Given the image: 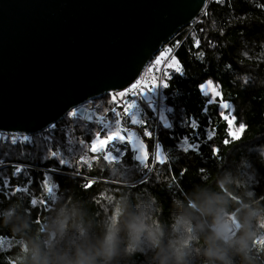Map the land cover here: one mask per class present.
Segmentation results:
<instances>
[{"label":"trees","instance_id":"1","mask_svg":"<svg viewBox=\"0 0 264 264\" xmlns=\"http://www.w3.org/2000/svg\"><path fill=\"white\" fill-rule=\"evenodd\" d=\"M177 40L180 46L174 48L172 54L183 65L185 76L174 75L171 87L161 89V92L168 97L166 103L175 108L174 113L168 114L174 123L181 115H193L200 121L199 154L181 152L179 159H173L172 163L155 162L145 179H141L143 174L138 173L130 179H117L115 185L107 180L105 169L92 166L105 159L103 153H95L96 162L89 163V167H86L87 161L73 156V169L60 166L58 162L50 161L52 157L35 151L30 145L32 141L13 144L12 137L1 136L0 264H26L29 242L32 239L43 240L46 236L49 239V233L45 231L49 211L43 202L50 198L42 188V169H58V173H52L55 183L59 182V187L55 188L57 202L68 205L73 222L84 225L91 238L100 236L110 223L108 200L104 203L102 195L98 194L99 190H107L110 185L125 192L127 207L152 202L155 225L161 230L162 237L168 240L177 225V213L185 205L191 207L194 198L225 197L223 214H234L240 224L244 223L246 206L264 208V156L258 149L264 143V0H208L200 17L181 29L166 45ZM196 41L199 48L195 47ZM207 79L220 85L223 99L233 106L231 114L246 125L240 137L227 146L222 140L229 128L226 129L215 104L209 106L208 115L212 119L207 124V131L213 136L206 140V117L201 108L208 97L198 92L195 86ZM97 102L113 105L105 95H100ZM145 112L148 123L141 126L153 132L151 139L146 138L148 149L152 152L159 140L165 155L169 156L170 146L176 140L169 138V131L160 126L151 111L145 109ZM64 116L55 123L57 128L42 131L59 139L56 146L59 150L67 142L64 130L58 133L60 123L69 121ZM78 117L71 125L79 130L76 132L80 139L89 144L98 127L94 123H85L79 113ZM190 132V129L175 128L177 134ZM196 142L190 136L189 143ZM213 146L219 148L218 156L211 155ZM121 150V164L137 163L126 144L121 145ZM80 154L85 156L83 152ZM176 155L173 151L172 157ZM16 163L23 164L19 172L15 171ZM181 169L187 171L181 174ZM221 180L226 182L218 183ZM125 182L133 183L128 185ZM249 192L251 196L247 195ZM194 216L206 222V218L195 210ZM194 243L195 250L201 249L202 242L197 236ZM113 261L116 264H159L157 250L128 251L123 244L119 245ZM232 264H242L241 258L233 255ZM247 264H264V239L258 240L253 235Z\"/></svg>","mask_w":264,"mask_h":264},{"label":"water","instance_id":"2","mask_svg":"<svg viewBox=\"0 0 264 264\" xmlns=\"http://www.w3.org/2000/svg\"><path fill=\"white\" fill-rule=\"evenodd\" d=\"M207 2L0 0V131L40 132L121 90Z\"/></svg>","mask_w":264,"mask_h":264},{"label":"snow or ice","instance_id":"3","mask_svg":"<svg viewBox=\"0 0 264 264\" xmlns=\"http://www.w3.org/2000/svg\"><path fill=\"white\" fill-rule=\"evenodd\" d=\"M205 15H207L206 12ZM179 46L180 42L178 40L167 46H162L161 50L158 51V54L155 55L154 59L150 58L148 60V63L145 66V71L153 73L151 79H145L143 74H138L121 90L110 91L108 93L109 103L113 104L114 107L109 109V111H111L116 117L114 121L115 127H113L110 122H105L103 119H100L97 123L100 124L101 130L104 132L103 137L101 136V132L97 131L90 140V148L85 144L84 140H80L79 149L71 140H69L64 148L67 156L72 157L77 151L82 152L85 150L90 151V153H103L106 146L109 145L115 148L117 153L123 155L120 149L116 148L115 145L117 143H124L127 146H130L131 152L133 153L132 159L136 161L138 165L144 166L145 164H149L151 162V156L144 140L135 131L122 126L120 118L121 111L117 110L121 109L123 111V114L127 117V120L131 125L140 126L148 123V117L144 110L145 108L151 111L152 116L159 121V124L163 129L169 131V138L176 140V143L170 146L169 156L165 155L162 143L159 140L156 141L154 145L155 157L157 155L159 156V159L156 160L157 163H172L173 159H179V153L181 152L188 153L192 151L199 154L201 149L200 133L198 131L201 127L200 121L193 115H188L186 117L181 115L179 121L174 123L173 120L169 119L168 114L174 113L175 108L166 103L168 97L161 92V89H169L171 87L170 82L173 80L174 75L181 78L185 76L183 65L177 57L172 54L173 49L178 48ZM195 47L199 48L198 41L195 42ZM229 67H231V65H229ZM195 87L204 97H208L204 106L201 108V113L206 117V140H210L212 139L213 133L207 131V124H210L212 119L211 116L208 115L209 106L214 104L217 105L218 115L225 121L226 129L232 127L236 121V117L234 115L230 116L226 114V110H231L233 106L231 103L223 99L222 91L218 90L220 85L217 84L214 86L212 79H207L204 82L198 83ZM81 111L86 112L87 108H84L83 106L81 108H71L66 111V116L69 120L77 119L79 118L78 113ZM88 119L91 120V117H88ZM49 127L54 129L56 126L55 124H52ZM176 127L190 129L191 132L188 134H177L175 133ZM238 129H241L239 134H237L236 131H226V138L222 140V143L225 146L237 140L246 129V125L244 123H239ZM142 135L143 137L151 139L153 137V132L150 131L148 127H144ZM177 136H179L178 140ZM190 136H193L197 142L189 143ZM18 139L21 142L30 141V137L28 136H13L12 143H17ZM48 151L52 158L60 157L58 159V164L60 166H67L75 169L71 160L62 156L59 147L56 151H52L51 149H48ZM173 151L177 154L175 157H172ZM219 151V148L215 146L210 149L212 156H218ZM82 156L83 155L79 156V160ZM51 170L53 169L50 168V171ZM19 171L20 169L17 168L16 172ZM186 171L187 169H181V174ZM44 183L45 185L48 184L47 176H45ZM52 185H54L55 188H58L59 182L53 183L49 186ZM55 188H53V191H55ZM49 195H51V193H49Z\"/></svg>","mask_w":264,"mask_h":264},{"label":"clouds","instance_id":"4","mask_svg":"<svg viewBox=\"0 0 264 264\" xmlns=\"http://www.w3.org/2000/svg\"><path fill=\"white\" fill-rule=\"evenodd\" d=\"M225 182L221 180L218 183ZM247 195L251 196L252 193ZM225 200L221 196L203 197L200 200L194 198L191 207L185 205L177 213L178 227L193 224V233L202 242L200 254L204 257V264H232L233 255L239 256L242 264H247L253 238L252 221L264 218V208L246 206L241 233L237 237H230L229 224L225 222L223 214V210H226ZM194 210L206 218V222L200 220L193 223ZM72 221L71 213H61L45 231L59 236L67 227H77ZM122 230L134 244H138L143 237L156 245L159 264H187L189 245L185 238L181 236L171 244H164L161 230L146 222L142 212L130 214L122 223H109L98 237L91 238L85 232L83 238L73 245L71 253L68 250L55 251L47 236L43 240L32 239L28 244L26 264H110L117 255ZM45 240L48 242L45 243Z\"/></svg>","mask_w":264,"mask_h":264},{"label":"rangeland","instance_id":"5","mask_svg":"<svg viewBox=\"0 0 264 264\" xmlns=\"http://www.w3.org/2000/svg\"><path fill=\"white\" fill-rule=\"evenodd\" d=\"M164 46H167V45H164ZM141 74H143L145 79H151V77L153 76V73L150 71H145V68ZM213 85L216 86L217 83H215L213 81ZM218 90H219V88H218ZM106 94H108V93H106ZM106 94H103V95H105V97H108V101H109V95H106ZM99 97L100 96L95 97V98H91V99L85 101L83 104H81L84 108H87V111L86 112L83 111V115H80V116L82 117V119H84L85 123H94L95 125H97L98 128L95 130V132H97V131L101 132V136L103 137L104 132L101 130L100 124L97 123V121H99L100 119H103L105 122H110L113 125V127H115L114 121H115L116 117L114 116V114L111 111H109V109L114 107V105H108L107 104L108 102L98 103L97 99ZM142 107H143V105H142ZM75 108H78V107H75ZM117 110L121 111V117L120 118L122 121V126L127 127L130 130L135 131L137 134H139L147 146L146 137H143V135H142L143 127L141 125L140 126L131 125L128 122L127 117L123 114V111L121 109H117ZM226 114L232 116L231 110H226ZM64 117H67L66 114ZM88 117H91V120H89ZM76 121H77L76 119H73V120H69L68 123H60L58 133L60 134V131L64 130V135L67 139V142L69 140H71L76 145V147L79 149V147H80L79 141L81 139L78 136V133L76 132L79 130L74 128V127H76L75 125H71V122H72V124H75ZM55 123H52V124H55ZM239 123L240 122L236 120L234 122L233 126L229 128V131H236L237 134H239L241 131V129H238ZM52 124H50V125H52ZM49 126L44 130H47V131L53 130ZM55 126H56L55 128H57L56 124H55ZM70 127L72 129H70ZM44 130H42V131H44ZM42 131L34 133V134L7 133V132L0 131V138H1V136L13 137L12 135H14L16 137L28 136V137H30V141H32V144L30 143V145L33 146L35 151H38L43 156L51 157L48 149H51L52 151H56L57 150L56 146L58 145L59 139L58 138H52L49 135L44 134ZM91 138H90V140H91ZM17 141H20V140L18 139ZM88 142H89V144H86V143L85 144L88 145V147L90 148V141H88ZM23 143H25V142H23ZM66 143H64L61 146L60 151L62 153V156L64 158H69L71 160V163H72V157L76 156L77 159H79V156L81 155L80 154L81 151H77L75 153V155H73L72 157H68L67 153L64 151ZM122 144H124V143H117L115 145L116 148L120 149L121 153H123L121 150ZM128 147L130 149V146H128ZM258 149H259L260 153L264 156V143ZM82 152L84 153L85 156H82L80 160L81 161H87L88 164L86 165V167L90 166L89 163L92 164V163L96 162L97 155H95V153H90V151H88V150H85ZM103 154H104L105 159L102 160L100 163H96L95 165H92V166L97 165L99 167V169H101V170L105 169L106 173L108 174L107 180L113 181L112 183L115 185H117L116 184V182H118L117 179H119V178L130 179L138 173L143 174L141 179H143V178L145 179L149 175L151 170L153 169L156 160L159 159L158 155L155 157V147H154L152 152H150V150H149V154L152 157L151 162L149 164H145L144 166H140V165H138V163L121 164L122 155L120 153H117L115 151V148L111 147V145L106 146ZM59 158L60 157L52 158L50 161L58 162ZM22 166H23V164L16 163L15 171L17 168L20 169ZM42 170L44 171L43 180H42L43 181L42 182V184H43L42 188H43V190H45L47 192L48 195H49V193H51V195H49L50 200L43 202V204L45 205V207L49 211L48 212L49 217H48V221L46 224V229H47L49 227L50 222H53L54 219L57 218L61 213H71V209L67 208L68 205L63 206L57 202V199L55 197V191H53V188H55V186L54 185L49 186V185L55 183V179H54L52 173H58V169H53L51 171H50V169H42ZM45 176H47V178H48V184H46V185L44 183ZM125 183H127L129 185V184H132L133 182H125ZM99 186L102 187V185H99ZM109 187L107 188V190H105V189L99 190L98 194L102 195V199H103L104 203L106 200H108V206L107 207H108V212L110 215V223L115 224L118 221L122 223L123 220L126 219L130 214L142 212L146 218V222H148L152 225H155V221H154V218L152 216V213H153V208L151 205L152 202L139 203L133 208L127 207L126 202H125V195H126L125 192L118 191L116 189L117 188L116 186L110 185ZM224 215L226 217V220H228L229 226H230V228L228 229V235L230 237L239 236V234L242 231L244 223L240 224V221L237 220V218L234 214H224ZM243 219L245 220V217ZM195 222H199V220L197 218H195L193 223H195ZM75 224L77 226L76 228L67 227L66 230L63 232V234H61L59 236L52 235L49 233V239L51 240L53 248L55 251L59 252V251L68 250L69 253H71V249H72L73 245L77 241H79L80 239L83 238V235L85 234V232L89 236L88 229L84 225H82L79 222H75ZM77 228H79V230H77ZM156 228H158V227H156ZM252 230H253V235L255 238H257L258 240L264 239V218H256L255 220H253L252 221ZM174 234H175V236L173 238ZM181 236H183L185 238L186 242L189 245V255L186 257L187 264H203L202 260H204V257L200 254L201 249H198V250L194 249L195 248L194 239L196 237V234L193 233V224L192 223H189L188 225H186L183 228H179L178 222H177V225H175L174 231H172L171 239L168 240V239H165L162 237V241L164 244H171L173 241L179 239ZM120 237H121L120 244H123L125 246V249H127L128 251L136 249V250H142V251L155 252L157 250V253H158L157 246L154 245L152 242L148 241L147 239L143 238V237L141 238V240L138 244L132 243L129 240L127 233L123 230L120 232ZM47 242L48 241H46V243ZM158 260H159V254H158ZM110 264H116V263L112 259Z\"/></svg>","mask_w":264,"mask_h":264},{"label":"bare ground","instance_id":"6","mask_svg":"<svg viewBox=\"0 0 264 264\" xmlns=\"http://www.w3.org/2000/svg\"><path fill=\"white\" fill-rule=\"evenodd\" d=\"M125 210H126V209H125ZM225 222L229 224L228 220H226ZM229 228H230V226H229Z\"/></svg>","mask_w":264,"mask_h":264},{"label":"built area","instance_id":"7","mask_svg":"<svg viewBox=\"0 0 264 264\" xmlns=\"http://www.w3.org/2000/svg\"><path fill=\"white\" fill-rule=\"evenodd\" d=\"M166 45V44H165Z\"/></svg>","mask_w":264,"mask_h":264}]
</instances>
